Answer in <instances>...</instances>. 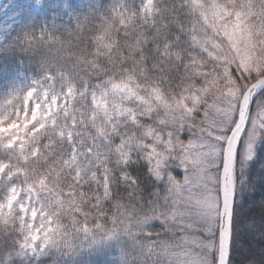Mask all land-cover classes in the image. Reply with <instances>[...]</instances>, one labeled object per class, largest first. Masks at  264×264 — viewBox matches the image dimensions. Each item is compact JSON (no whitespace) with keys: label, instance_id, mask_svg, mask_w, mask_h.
Returning <instances> with one entry per match:
<instances>
[{"label":"snow or ice","instance_id":"1","mask_svg":"<svg viewBox=\"0 0 264 264\" xmlns=\"http://www.w3.org/2000/svg\"><path fill=\"white\" fill-rule=\"evenodd\" d=\"M228 10L187 0L172 19L158 0L95 4L70 24L0 37V51L19 49L38 70L0 96V152L16 157L0 158V264H264V197L258 224L247 207L264 189V168L250 174L264 144V0L231 4L247 18L241 43L213 19ZM121 40L151 65L135 79L150 103L97 129L100 103L135 76L91 79ZM81 197L94 215L72 206Z\"/></svg>","mask_w":264,"mask_h":264},{"label":"rangeland","instance_id":"2","mask_svg":"<svg viewBox=\"0 0 264 264\" xmlns=\"http://www.w3.org/2000/svg\"><path fill=\"white\" fill-rule=\"evenodd\" d=\"M233 2L240 3L241 0H222V3L229 5V10L227 13H221L213 16V19L215 20L217 27L221 29V37L225 33H227V35L231 33L232 36L228 35L231 40L233 42L237 41V43H241L247 40L245 32V20L247 18L241 19L239 16L232 17L230 15L229 11H231V4ZM18 3L20 5H18ZM66 3L70 5L69 9L64 8ZM112 3L126 4L129 8H131L134 3H138V0H41V4L44 6V9L39 12L29 11L27 5L22 4V0H0V12L8 11L12 7L14 8L15 5H17L20 9V13H17L13 17L14 20L18 21V23L13 27L0 26V37H5L6 43L8 39L16 36L18 32L25 27L38 31L44 25H50L53 18H55L59 23L70 24L72 23V17L74 14H82L86 12L90 6L95 4L111 6ZM184 3H187V0H158V4L161 9L171 13L170 18L172 19L176 18V11H179L181 9V5ZM31 5L32 9H36V0H31ZM180 16L184 18L185 22H187L189 19V10L183 9V11H180ZM232 23L235 24V26L232 25ZM109 35L112 40H117L115 30H110ZM254 42L255 41L253 40V43ZM80 47L84 48L86 45L81 44ZM0 48H3L2 43H0ZM225 51H228V49H225ZM145 55L147 56V53H145ZM136 59V54L131 51L122 40L120 42V46L113 49V54L110 59L107 56H101L97 59L96 62L98 64V69L96 74L91 78L93 80L103 81L106 79L105 73L120 75L125 68L128 70L127 74L135 72V76L133 77L131 85L121 87L114 98H110L108 101H102L100 103V110L97 114L94 125L95 128L102 129L107 124L109 126V130H111L113 122L119 124V121L123 118V116L134 110L138 111L142 106L150 103V101L144 100V98L139 95V92L143 90V85L137 86L135 84V79L136 77H139L143 80L145 76H148L151 65H144L143 62L137 64ZM209 68H211V65H209ZM35 75H38V70L36 64L33 62V58L23 55L19 52V49L11 53L0 51V96L8 90L12 82H15L17 85H23L27 83L25 77ZM152 79L155 80V77H152ZM172 87H175V82H171V84L166 83L163 85V91H171ZM88 111H90V109L86 106H80L79 108V112ZM85 135H87V132H85ZM0 158L11 160L13 163L16 161L15 155L11 153L0 152ZM43 164L44 160L42 159L39 163L30 165V167L39 170L40 166ZM252 166L253 162L251 168ZM63 183H70V178L66 177L62 183L55 185L58 191L61 189ZM5 191L6 181L0 182V196H2ZM43 191L48 193L50 189L46 188L43 189ZM34 195H36V193H34ZM85 205H88L85 210L94 215V210L88 204L87 199L83 197L78 198L72 206L78 208L84 207ZM68 208L69 206L65 205V224H69L71 218V212L68 211ZM46 259L50 260V258ZM81 264H83V261H81Z\"/></svg>","mask_w":264,"mask_h":264},{"label":"trees","instance_id":"3","mask_svg":"<svg viewBox=\"0 0 264 264\" xmlns=\"http://www.w3.org/2000/svg\"><path fill=\"white\" fill-rule=\"evenodd\" d=\"M231 13V11H229ZM232 18V17H231ZM232 25L235 26V24L232 23ZM231 25V26H232ZM231 30V27H230ZM229 36H232L231 33L228 34ZM237 43V41H236ZM257 99H264V96H261V94L257 97ZM256 108V102L253 104V112ZM264 168V144H261L258 148L256 159L253 161V166L251 168V175L252 176H258L261 173V169ZM262 197H264V189H262L259 185L257 187V192L255 193L254 197L249 198V204L247 207L251 208L255 206L257 208V212L254 216V219L256 220L257 224L259 223V206L262 202Z\"/></svg>","mask_w":264,"mask_h":264},{"label":"bare ground","instance_id":"4","mask_svg":"<svg viewBox=\"0 0 264 264\" xmlns=\"http://www.w3.org/2000/svg\"><path fill=\"white\" fill-rule=\"evenodd\" d=\"M18 5H20L18 3ZM20 13V9L17 7V5L9 9L8 11H2L0 12V26H14L18 23L17 20H14L13 17L17 14Z\"/></svg>","mask_w":264,"mask_h":264},{"label":"water","instance_id":"5","mask_svg":"<svg viewBox=\"0 0 264 264\" xmlns=\"http://www.w3.org/2000/svg\"><path fill=\"white\" fill-rule=\"evenodd\" d=\"M259 95H260V94L258 93L255 99H257V97H258ZM255 99H254V101H253V103H252V105H251V111H252V108H253V104H254V102H255Z\"/></svg>","mask_w":264,"mask_h":264},{"label":"clouds","instance_id":"6","mask_svg":"<svg viewBox=\"0 0 264 264\" xmlns=\"http://www.w3.org/2000/svg\"><path fill=\"white\" fill-rule=\"evenodd\" d=\"M9 231H10V229H9Z\"/></svg>","mask_w":264,"mask_h":264}]
</instances>
